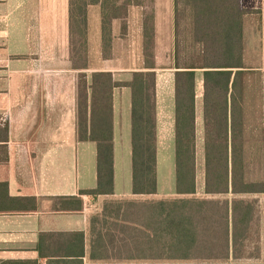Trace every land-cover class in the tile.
<instances>
[{
    "label": "trees",
    "instance_id": "1",
    "mask_svg": "<svg viewBox=\"0 0 264 264\" xmlns=\"http://www.w3.org/2000/svg\"><path fill=\"white\" fill-rule=\"evenodd\" d=\"M144 1L68 0L70 51L87 52L88 5L100 6L104 50L112 41V20L126 17L132 5L144 9ZM178 1L172 0L174 61L169 66L174 69L176 195L106 201L104 217L100 218L108 228L98 231L90 257L97 260L95 264H264V159L262 178L248 179L244 134L237 130L243 121L236 117L241 102L235 97V89L242 85L246 74L242 64V22L247 9L241 0H182L189 17L192 57L190 62L180 64ZM147 17L143 18L142 32V67L146 71H134L127 82L131 88L132 192L142 195L156 192L157 66L154 25L147 24ZM197 69L201 70L202 81V195L196 194ZM90 79V120L85 115V93L83 98L78 97V136L96 143L97 186L89 192L108 194L113 189L112 89L123 83L114 80L109 71L92 72ZM252 194L263 195L260 207L255 199L246 197ZM261 224L263 251L259 260L258 246L250 243L254 234H260L257 228ZM120 227L123 248L116 241L119 236L115 230ZM68 249L60 255L63 257L48 264H82L69 258L77 256V252Z\"/></svg>",
    "mask_w": 264,
    "mask_h": 264
},
{
    "label": "crops",
    "instance_id": "2",
    "mask_svg": "<svg viewBox=\"0 0 264 264\" xmlns=\"http://www.w3.org/2000/svg\"><path fill=\"white\" fill-rule=\"evenodd\" d=\"M241 3L257 9L259 36L264 44V0ZM133 8L143 10L141 5H132L126 17L112 20V39L117 31L122 32L123 23L129 28L126 24ZM86 18L87 63L74 64L69 50L68 0H0V264H48L63 257L60 255L68 248L77 252L69 258L95 264L90 249L98 231L108 228L100 218L104 217L106 201L176 195L174 80L171 95L162 97V74L156 60V192L134 194L131 88L127 82L134 71H146L143 54L141 63L135 66L108 63L112 55H103L98 3L87 6ZM95 53L98 66L90 61ZM95 71H109L114 80L123 83L112 89L113 189L108 194L89 192L97 186L96 143L79 138L77 128L76 75L83 72L88 77V72ZM170 76L174 79V72ZM87 83L85 115L89 121V77ZM166 110L171 127L163 147L161 121ZM115 233L123 248L122 227Z\"/></svg>",
    "mask_w": 264,
    "mask_h": 264
},
{
    "label": "rangeland",
    "instance_id": "3",
    "mask_svg": "<svg viewBox=\"0 0 264 264\" xmlns=\"http://www.w3.org/2000/svg\"><path fill=\"white\" fill-rule=\"evenodd\" d=\"M120 2V0H118ZM145 8L139 10L133 8L130 10L128 18L130 19L129 34L128 29L123 23L122 32L117 31L113 35L110 46L103 50V55H112L110 64L117 66H135L140 62L142 56V38L139 37L138 31L140 23L143 24L142 14L147 17V24L154 25V52L155 60L160 67L159 73L162 97L170 96L172 93V79L174 69L169 66L173 63L172 53V19H171V0H145ZM117 3V1H116ZM247 3V2H245ZM184 2L178 1V17L176 37L178 41V61L180 64L190 62L192 51L190 50V33H189V17ZM247 12L243 16L242 22V64L246 74L242 78V85H237L235 89V97L240 100L239 109L236 111L237 119H242V124L237 126V130H241L244 134V152L246 159V176L250 180H259L262 178V161L264 159V47L263 41L259 36V19L256 8L246 7ZM142 12V13H141ZM141 13V14H140ZM153 14V18H152ZM138 19V20H137ZM141 19V21H140ZM127 21V20H126ZM139 22V28L138 26ZM137 28V29H136ZM121 29V28H120ZM70 50V46H69ZM88 50V45H87ZM157 55V58H156ZM70 58L74 64L87 63V52L70 51ZM91 64L98 66L99 60L96 53L91 58ZM98 63V64H97ZM141 63V62H140ZM90 73L88 77L90 79ZM88 77L86 73L80 72L76 75L77 96L84 97L87 93ZM91 80V79H90ZM171 80V82H170ZM242 98V99H240ZM202 81L201 70H196V173H197V191L196 194L202 195L201 184L203 181V146H202ZM82 102V99L80 100ZM79 104V101H78ZM168 107V104H164ZM162 146L165 147L168 138H170V118L167 110L163 113L161 121ZM166 158L164 153V159ZM173 162V157H172ZM173 167V164H172ZM171 192L174 193V179L171 185ZM175 196V195H174ZM246 197L255 199L258 207L262 205L263 195L252 194ZM144 199V198H142ZM260 205V206H259ZM256 229V227H255ZM259 233L254 234L251 243L258 246L260 257L262 259L263 251V225L257 228Z\"/></svg>",
    "mask_w": 264,
    "mask_h": 264
}]
</instances>
